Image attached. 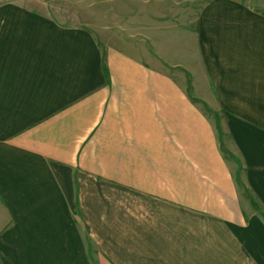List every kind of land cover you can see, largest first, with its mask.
Instances as JSON below:
<instances>
[{
    "label": "crops",
    "instance_id": "0c3cea01",
    "mask_svg": "<svg viewBox=\"0 0 264 264\" xmlns=\"http://www.w3.org/2000/svg\"><path fill=\"white\" fill-rule=\"evenodd\" d=\"M193 17L174 63L0 7V264H264V12Z\"/></svg>",
    "mask_w": 264,
    "mask_h": 264
},
{
    "label": "rangeland",
    "instance_id": "374dc122",
    "mask_svg": "<svg viewBox=\"0 0 264 264\" xmlns=\"http://www.w3.org/2000/svg\"><path fill=\"white\" fill-rule=\"evenodd\" d=\"M206 0H0L53 16L64 25L86 28L101 44H115L138 55H153L177 63L194 59L192 24L194 12ZM264 12V0H241ZM185 26V27H184ZM134 44L131 48L129 43ZM218 123L224 114H214Z\"/></svg>",
    "mask_w": 264,
    "mask_h": 264
}]
</instances>
